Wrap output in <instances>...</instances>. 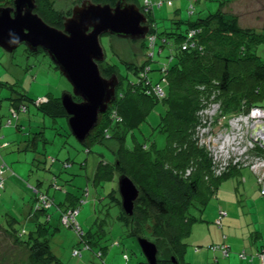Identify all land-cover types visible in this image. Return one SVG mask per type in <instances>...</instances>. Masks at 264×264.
Here are the masks:
<instances>
[{
	"label": "trees",
	"instance_id": "trees-1",
	"mask_svg": "<svg viewBox=\"0 0 264 264\" xmlns=\"http://www.w3.org/2000/svg\"><path fill=\"white\" fill-rule=\"evenodd\" d=\"M1 1L4 6L12 5V0ZM151 1L154 3L157 0ZM91 2L113 6L116 0ZM35 4L34 12L44 22L58 29H62L63 15L71 14L72 8L65 13L55 10L53 0H35ZM190 5L192 8L189 12L194 8L191 1ZM138 7L145 14L149 28L142 43L145 54L149 52L147 41L150 36H155L153 53L158 39V53L163 52L165 48L169 52L165 56L167 60L162 63L168 66L162 84L165 96L157 98L149 92L150 87L161 81L160 75L157 81H153L149 73L146 79L140 76L149 59L136 67L132 63H123L126 70L134 75V80L128 81L126 87L123 86L117 65L99 63L102 77L109 78L114 75L117 78L115 99L106 111L98 116L96 125L82 144L87 152L94 144L107 141L115 144L114 149H111L112 161H98L93 170L92 182H99L100 179L112 180L114 176L121 174L129 177L139 191L134 201L133 214H125L121 208L119 194L117 192L116 195L113 190L107 195L113 208L105 211L106 219H97L89 230H83L76 221L79 212L76 204L80 200L77 202L73 198H70L67 204L62 202L64 209L58 206L56 222L61 227L74 230L78 237L79 248H73L71 251L73 258L82 257V252L87 250L102 259L107 250L108 239L105 237L111 228L109 222L114 221L122 226L128 235L153 242L157 248V264H172V258L182 264L186 247L184 240L189 235L192 224L202 220L193 215L191 209L202 211L210 194L217 191L220 182L237 171L236 165H228V171L221 176L214 172L218 166L212 162L206 148L199 146L196 140V129L201 126L199 112L205 111L214 103L218 104L219 117L229 118L230 114L245 116L252 108L264 109V60L254 50L264 40V35L262 31L241 28L236 17L227 16L219 9L215 12L208 11L206 16L195 21L187 20L184 22V30H177L183 21H173L167 27L164 25L163 31H159L157 22L150 13L154 11V7L150 11H144L142 4ZM190 31H195V34H190ZM39 51L40 49L36 52ZM54 68L57 69L55 65ZM44 98L46 101L39 104L31 100L37 109L43 111L44 116L52 119L68 118L60 97L46 95ZM25 99L22 94L16 97V100L20 101ZM73 99L80 101L78 97ZM155 104H161L164 108L156 128L166 138L165 147L162 149L155 148L153 144L147 145L137 136ZM22 107L25 111V106ZM11 113L13 115L15 110L11 109ZM38 133L42 134V131ZM128 136L131 137L132 145L127 144ZM6 146V143H0V148ZM36 146L35 136L34 140L20 151L30 152L35 150ZM250 150L254 156L264 158V148L259 144H255ZM50 161L55 163L56 160L51 158ZM4 165V162L0 165V196L1 191L5 189L2 171ZM68 165L64 162L63 167ZM188 169L189 173L186 174ZM57 176L52 175L50 186L55 191H62L60 189L64 184L58 183ZM68 181L70 180L64 182ZM41 195L49 198V207L38 206ZM35 197L33 213L36 217L29 223L30 230L14 229L12 226L15 219L8 216L6 225L0 221L2 234L11 239V245L27 251L29 264H63L50 246L59 231L57 225L49 223L53 220L51 210L55 203L54 198L44 192H37ZM68 211L74 212L75 215L73 219L63 222V217ZM40 217L42 219H39ZM109 218L111 219L107 220ZM113 242L112 246L120 245L117 240ZM238 255L240 257V253ZM123 259L127 262L128 255L123 254ZM251 259L252 256L249 260ZM139 264L148 263L145 259Z\"/></svg>",
	"mask_w": 264,
	"mask_h": 264
},
{
	"label": "rangeland",
	"instance_id": "rangeland-1",
	"mask_svg": "<svg viewBox=\"0 0 264 264\" xmlns=\"http://www.w3.org/2000/svg\"><path fill=\"white\" fill-rule=\"evenodd\" d=\"M53 1L55 2L54 9L65 13L83 0H79L80 2L78 0ZM179 1L181 0H171L170 4L164 3L162 8L154 7V12L150 11L157 22L159 31L164 30V24L162 23L167 21L171 23L168 13L178 8ZM189 1L192 2L194 7L191 14H189ZM189 1H183V8L178 13V17L183 21V24L178 25V31L184 30L186 26L184 22L187 20L195 21L206 16L208 11L215 12L218 10L222 0ZM2 3L0 0V7L12 6H4ZM140 5L141 1L139 0L138 6ZM167 5L171 7H166ZM223 12L227 16L236 15L241 28L262 31L264 35V0H226V7ZM65 15L63 16L66 17ZM99 41L105 55L102 65L106 63L117 65L120 69L123 86L126 87L128 81L134 80V75L126 70L123 63H132L136 67L146 61L147 54L142 48L144 40L123 39L104 33L100 36ZM159 45L160 41L158 39L153 57L152 59L149 58V62L146 64L150 68L149 75L151 77H153L152 75L155 76L152 79L153 81L158 80L162 63L167 60L165 56L169 53L166 48L163 49V52L158 53ZM254 50L264 60V40ZM71 91V85L59 70L54 68L53 62L45 52L41 50L36 53L32 52L25 44H19L12 52H7L0 47V137H3L0 141L5 138V141H8L7 143L10 145L4 149H2L3 147L0 148V165L2 162L9 163L10 157L15 155L12 164L7 165H17L12 174L18 173L21 175L19 179L22 180V188L14 184H8L4 176L11 173L12 170H6L3 173L5 192L1 191L3 194L0 198V221L2 224L6 225L9 220L8 216H11L15 219L12 226L14 229L21 230L24 228L29 231L30 225L25 224V202L29 203L31 199L28 194L25 198V186L30 187L26 184L25 179L30 180L31 186H38L37 183L41 181V189L46 190L52 181L53 174L58 175V183L64 184L63 187L75 196L77 202L80 200L76 204L79 209L76 221L83 230H89L99 218L106 219L105 211H110L113 208L107 195L113 190L117 195L118 175L114 176L112 180L100 179L99 182L95 183L92 180L94 167L99 160L102 159L104 163L112 161L111 149H114L115 144L111 141L94 144L89 147V152H87L86 147L71 134L65 117L52 119L46 115L44 116L43 111L37 109L34 105L46 95L60 97L62 93ZM20 94L25 95L26 99L24 101L16 100V97ZM19 103L26 105L27 110L26 112L16 110L20 118L17 122V118L11 113V108ZM163 111L164 108L161 104H155L149 112L146 122L141 125L140 131L137 133L139 139L144 140L147 145L153 144L157 149L164 148L166 144L165 135L156 129ZM218 114V104L215 103L209 105L205 111L199 112L201 126L196 129L198 145L205 147L210 157L213 154L217 157L220 155L231 159L240 155L242 157H255L253 152L247 149L249 148L247 146H250L249 131L247 133L246 127L248 114L245 116L230 114L229 118L228 116L219 117ZM9 120L11 124L7 125ZM18 123L21 124L19 129L16 128ZM41 131L42 134H39L38 132ZM35 136L37 138L35 150L30 152L17 151L16 147L19 143L28 146ZM127 144L132 145L130 136L127 137ZM51 158H55V163H51ZM64 162L69 165L63 167ZM235 167L236 170L240 169L238 166ZM227 171L228 166L223 168V165H221V169L217 168L214 172L219 173L221 176ZM251 172L253 173L252 170ZM253 175L255 174L253 173ZM67 180L70 181L65 183L64 181ZM7 188L8 190H6ZM47 189L51 191V194H54L55 201L51 210V214H54L55 218L49 223L59 227V231L53 237L50 246L53 253L59 257L63 264H101V262L105 264H139L145 260L136 238L128 235V232L114 221L109 222L111 228L105 237V239H108L107 250L102 259L92 255V252L87 250L82 252V257L73 258L71 251L73 248H79L78 237L74 230L61 227L56 222V212H59L58 205L62 207L61 209H64V204H61L64 198L63 191L52 192L50 187ZM220 194L221 192L219 194L217 191L212 192L207 200V205L202 211L197 208L191 209L192 214L202 220L192 224V229L184 240L186 247L182 264H239L238 262H241L242 259L236 257L239 253H235V256L231 254L234 252L233 250L230 252L231 255L228 254L225 257L218 251L220 253H216L218 258L216 262L210 244L215 239L217 243H223V235L239 236L242 239L244 238L248 245L254 243L252 232H249L246 236L233 231L237 228L238 219H232L230 226H226L225 221L221 223V226L215 223L214 215L220 204L228 212L227 219L237 217L238 213L236 204H229V199L224 198V196L221 197ZM246 223L248 224L247 221ZM248 226L251 227L249 224ZM244 228L248 231L246 226ZM23 236L25 237V235ZM241 238H237L238 242L241 241ZM113 240L119 241L120 245L112 246ZM240 248L243 249V246H240ZM123 254L128 255L127 262L123 259ZM165 254L162 255L165 256ZM29 263L30 259L27 251L11 245V239L5 237L0 228V264Z\"/></svg>",
	"mask_w": 264,
	"mask_h": 264
},
{
	"label": "water",
	"instance_id": "water-1",
	"mask_svg": "<svg viewBox=\"0 0 264 264\" xmlns=\"http://www.w3.org/2000/svg\"><path fill=\"white\" fill-rule=\"evenodd\" d=\"M35 7V0H12V6L0 7V47L12 52L25 44L32 52L40 49L48 55L71 85L72 91L62 93L60 102L71 134L83 144L98 116L115 99L118 83L116 76L105 78L100 74L99 63L104 62L105 55L99 38L108 33L143 40L149 31L146 16L136 4L125 0H118L114 6L83 0L72 7L71 14L63 18L62 29H58L44 22L34 12ZM258 133H264V124L251 129V138ZM117 191L121 208L131 216L139 194L137 187L121 174ZM136 240L147 263L157 264L155 244L145 238ZM171 262L178 264L174 258Z\"/></svg>",
	"mask_w": 264,
	"mask_h": 264
},
{
	"label": "crops",
	"instance_id": "crops-1",
	"mask_svg": "<svg viewBox=\"0 0 264 264\" xmlns=\"http://www.w3.org/2000/svg\"><path fill=\"white\" fill-rule=\"evenodd\" d=\"M126 1L129 3H134L136 5L139 4V0H137L136 2H135V0H126ZM183 1H185V0L179 1L180 4L178 2V8H175L171 12L169 11L168 14L170 16V22L171 23L173 21L174 22L181 21V19L178 17V13L183 8V5H184ZM188 1L189 0H187V2ZM188 3H190V1ZM166 7L170 8L171 6L167 5ZM225 7H226V0L223 2L222 5L219 6V10L222 13H224L223 9ZM169 8H166V9H169ZM166 11L168 12V10H166ZM231 17H236V15H232ZM162 24H164L167 27L169 25V21H167L166 23H162ZM238 24L240 26L239 20H238ZM152 76H153L152 78L155 77L154 75H152ZM22 106H25V112H26L27 107H26V105H23V104H16L14 108H11L12 110H15V113H13V116L15 118H17V122L20 119L18 117L19 116L18 112H24L21 110ZM16 110H18V112ZM10 124H11V121L9 120L7 125H10ZM20 127H21V124H19V123L16 124L17 129H19ZM17 132H19V131H17ZM2 138L3 137L1 136L0 140ZM7 142L8 141H5V138L3 139V141H0L1 144H5V143L7 144V146L3 147L2 149L10 146L9 143H7ZM24 146H26V145H22V143L21 144L19 143V145L16 147L17 151H20ZM15 157H16L15 155L11 156L9 163H7V164H12ZM2 163H1V165H2ZM4 164H5V162H4ZM7 164H5L3 167V170H2L3 173L6 170L9 171L10 169L12 170V172L7 173V175L4 176L6 178V181L8 182V184H14V185H17V187L22 188L21 187V185H22L21 181L22 180L19 179V178H21V175H19L18 173L12 174V173H14L13 170H16L17 165H15V166L9 165L8 166ZM25 180H26L25 181L26 184L28 186H30V187L25 186V192H26L25 198H26V195L28 194V195H30V199H31V202H29V203L25 202V224L29 225V223H32L34 221V218L36 217L35 216L36 214L34 215V213H33L34 212L33 202H35V199H36L35 196H36L37 192H44V193H46L49 196L54 198V194H51V191H49V189H47V188L50 187L52 192H56V191L53 189L52 186H50L51 184H49V186L46 188V190L45 189L42 190L40 187L41 182L37 183L38 186H31L30 180H27V179H25ZM263 185H264V183H263ZM6 190H8V188ZM60 190H62L63 191L62 193L64 194V198L62 201L63 203L67 204L69 202L70 198L75 199V196L71 195V193H69L66 188L62 187ZM27 191H29V192H27ZM4 192H5V189H4ZM217 192H218V194L221 192V194H220L221 197L224 196V198L229 199V204H231V205L236 204V208H237L238 213H237V217H233L229 220V219H227L228 218L227 210L224 209L220 204V206L217 207L218 209L214 215L215 220L217 219V215H218L217 213L219 211H221V210L225 211L226 216L223 217L220 222L222 223L225 221V225L230 226L232 224V219L233 220L238 219L239 222H238L237 228L235 229L237 231H235V230H233V231L236 233H240L242 235H246V236H248L249 232H252L254 243H252V245H248L244 238L242 239L239 236L223 235V238H222L223 243H217L216 239H215V240H212V243L210 244V246L217 245V244H225L226 246L229 247V252H232V250L234 251L231 253V254H234V256H235V253H241V252L245 253V256H246V257H244L245 259H242L241 257H239V255L238 256L236 255V257H239V259H242V260H240L241 262H238L239 264H241V263H243V264H259V261L255 257V255L258 251L264 249V196L260 195V193H259V187L256 183L255 176L253 175V173L251 172V170L249 168H246V167L240 168L239 170L234 171V173H231L228 176H226L220 182L219 186L217 187ZM2 194L3 193L1 192L0 198L2 197ZM62 202H61V204H62ZM35 204H36V202H35ZM58 206L61 207L60 205H58ZM48 214H49V211H48ZM51 218L52 219L55 218L54 214H51ZM39 219H42V218L40 217ZM244 220H246L248 222V224L251 225V227H249L248 224L246 223V221H244ZM221 223L219 226H221ZM245 226L247 227L248 231L246 230V228H244ZM237 238H241V241L238 242ZM240 246H243V249L240 248ZM213 253L215 254L216 262H217L218 258L216 256V253L218 254L220 252L216 251ZM251 256H252V259L250 261L249 259Z\"/></svg>",
	"mask_w": 264,
	"mask_h": 264
},
{
	"label": "built area",
	"instance_id": "built-area-1",
	"mask_svg": "<svg viewBox=\"0 0 264 264\" xmlns=\"http://www.w3.org/2000/svg\"><path fill=\"white\" fill-rule=\"evenodd\" d=\"M140 1H141L143 8L145 9L144 11L151 9L152 7L160 8L164 3L170 4V2H171V0H157L154 3L151 0H140ZM191 8H192V5L189 6V9H191ZM191 12H189V13H191ZM189 33L195 34V31H190ZM154 40H155V36L148 37V41H147L148 43L147 44L149 47V52L147 53V59H149V58L152 59V57H153ZM167 68H168L167 64H162L160 71H159L160 77H162L161 81L157 82V84L153 85L149 89V92H151L157 98H164V96H165L162 84L164 82V74L166 73ZM149 71H150L149 66L144 67L142 73H140V76H142L141 78L146 79L147 78L146 76H148ZM45 101H46L45 98L39 99L37 101V104L43 103ZM22 110L24 111V107H22ZM262 124H264V109L252 108L248 114V121L246 120L247 133L249 131L248 137L250 140V146H247V147H249L247 149H249V150L252 149L255 144H259V146L264 148V146L262 145V143H264V133H258L254 137V139H252L250 136L251 129L258 126V125H262ZM212 162L215 163L218 166V168H220V169H221V165H223V168H225L229 164L249 168L255 174L254 176H256L255 179H256V183L260 189V194L262 196H264V185H263V183H264V158H260L257 156H255V157H248V156L242 157L240 155V156H235L233 159H231L230 157L227 158V156L223 157V156L219 155L217 157L215 154H213ZM188 173H189V169L186 171V174H188ZM50 204H51V202H50L48 197H46L44 195L39 196V199H38V206L39 207L47 208L50 206ZM73 213L71 211H68L65 214V216L63 217V222H66L68 219L69 220L73 219V216L75 215V213L74 214ZM225 216H226L225 211H223V210L219 211L218 217H217L215 223L217 225H220V219H222ZM210 249H212L213 252L220 251L222 253L223 257H225L229 254V247L226 246L225 244H221L218 246H210ZM240 257L244 258L243 252L240 253ZM256 257L259 261V264H264V249L258 251L256 253Z\"/></svg>",
	"mask_w": 264,
	"mask_h": 264
}]
</instances>
